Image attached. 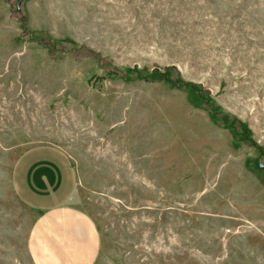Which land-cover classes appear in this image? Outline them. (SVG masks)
Segmentation results:
<instances>
[{"label": "rangeland", "instance_id": "rangeland-1", "mask_svg": "<svg viewBox=\"0 0 264 264\" xmlns=\"http://www.w3.org/2000/svg\"><path fill=\"white\" fill-rule=\"evenodd\" d=\"M39 144L95 264H264V0H0V264H32L11 174Z\"/></svg>", "mask_w": 264, "mask_h": 264}, {"label": "crops", "instance_id": "crops-1", "mask_svg": "<svg viewBox=\"0 0 264 264\" xmlns=\"http://www.w3.org/2000/svg\"><path fill=\"white\" fill-rule=\"evenodd\" d=\"M12 169L17 197L35 213L26 239L32 264H95L98 228L69 205L77 185L70 156L57 146L39 144L26 148Z\"/></svg>", "mask_w": 264, "mask_h": 264}, {"label": "trees", "instance_id": "trees-1", "mask_svg": "<svg viewBox=\"0 0 264 264\" xmlns=\"http://www.w3.org/2000/svg\"><path fill=\"white\" fill-rule=\"evenodd\" d=\"M208 106H209V105H208ZM212 112L215 114V116H217L218 113H215V112H216V111H215V108H214V110H213Z\"/></svg>", "mask_w": 264, "mask_h": 264}]
</instances>
